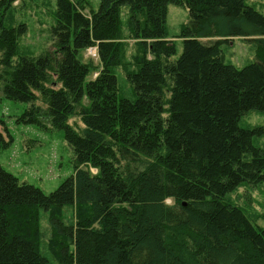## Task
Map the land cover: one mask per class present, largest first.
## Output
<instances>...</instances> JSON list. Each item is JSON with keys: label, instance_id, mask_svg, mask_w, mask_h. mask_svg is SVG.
Returning <instances> with one entry per match:
<instances>
[{"label": "trees", "instance_id": "16d2710c", "mask_svg": "<svg viewBox=\"0 0 264 264\" xmlns=\"http://www.w3.org/2000/svg\"><path fill=\"white\" fill-rule=\"evenodd\" d=\"M16 1L0 0V88L30 105L22 121L63 130L75 164L50 193L0 165V264H264V227L229 198L264 182V128L241 124L264 112V14L247 0H56L52 49L32 55L25 25L6 23ZM170 4L190 15L175 36ZM237 37L256 45L242 68L223 49Z\"/></svg>", "mask_w": 264, "mask_h": 264}, {"label": "rangeland", "instance_id": "374dc122", "mask_svg": "<svg viewBox=\"0 0 264 264\" xmlns=\"http://www.w3.org/2000/svg\"><path fill=\"white\" fill-rule=\"evenodd\" d=\"M89 7L98 9L99 0H88ZM249 5L264 14V0H247ZM89 12V9L87 10ZM56 0H17L8 13L9 26L25 25L26 33L19 37L20 52L37 55L52 49V28L56 23ZM189 10L183 6L169 5L168 28L171 36L180 32L181 26L189 20ZM133 43V42H131ZM178 55L183 51V43L177 40ZM226 63L242 68L256 60V45L244 38H233L224 44ZM81 60L91 66L88 77L95 79L100 71L97 48L91 47L80 54ZM120 95L131 98L130 84L126 76L118 71ZM85 104L88 103L84 100ZM37 105L44 106L41 101ZM30 107L4 98L0 88V133L8 143L0 144V165L19 178L45 193L57 189L74 173V150L67 143L63 130L53 126L50 118L41 119L40 124L22 121V115ZM69 124L83 132L85 124L81 116L70 118ZM244 126L264 128V112L251 111L242 119ZM255 144L264 147V134L255 138ZM96 173V170H93ZM229 198L241 206L254 223L264 227V182L246 184L237 188ZM171 202V201H168Z\"/></svg>", "mask_w": 264, "mask_h": 264}]
</instances>
